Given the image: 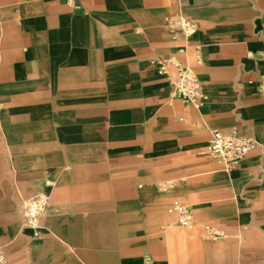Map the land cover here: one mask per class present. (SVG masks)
Masks as SVG:
<instances>
[{"label": "crops", "instance_id": "1", "mask_svg": "<svg viewBox=\"0 0 264 264\" xmlns=\"http://www.w3.org/2000/svg\"><path fill=\"white\" fill-rule=\"evenodd\" d=\"M162 59L209 101L170 104ZM262 76L264 0H0L9 264H264ZM214 130L260 149L225 173L206 155ZM38 195L30 222L22 201Z\"/></svg>", "mask_w": 264, "mask_h": 264}, {"label": "built area", "instance_id": "2", "mask_svg": "<svg viewBox=\"0 0 264 264\" xmlns=\"http://www.w3.org/2000/svg\"><path fill=\"white\" fill-rule=\"evenodd\" d=\"M173 30H181L192 35L195 32L194 24L184 19L170 21ZM158 74L167 80L172 88L171 102L181 101L201 108L209 101V96L202 89V82L192 69L184 62L172 59H162L156 62ZM174 72V75L171 73ZM260 92L264 95V76L260 79ZM0 101V111H1ZM260 149V144L253 138L240 135L237 131L225 134L214 130L211 140L206 148V155L213 160L225 173H230L238 168L243 160L252 152ZM264 176V173H263ZM47 201L39 199L34 204L24 206V214L30 222H36L41 215ZM169 215L177 219V224L182 228L191 229L194 216L189 207L179 200H174L168 207ZM213 235L218 236L216 233ZM0 264H9L4 247L0 244Z\"/></svg>", "mask_w": 264, "mask_h": 264}, {"label": "rangeland", "instance_id": "3", "mask_svg": "<svg viewBox=\"0 0 264 264\" xmlns=\"http://www.w3.org/2000/svg\"><path fill=\"white\" fill-rule=\"evenodd\" d=\"M0 101H1V104H2L1 111H0V157L3 158V155L6 152V149H5V134H4V130H5V116H6V101L3 99V95H2L1 89H0ZM2 167H3V165H2ZM8 167H12V169H14L16 167V165L14 163H11V164H8ZM13 171H15V170H13ZM39 199H44V197L38 195V196H35L33 198H30V199H24V201H22V203H23L24 206L28 205V204L32 205V204H34L35 201H38Z\"/></svg>", "mask_w": 264, "mask_h": 264}]
</instances>
